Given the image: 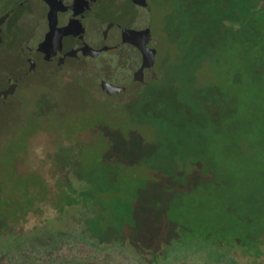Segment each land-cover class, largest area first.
I'll return each instance as SVG.
<instances>
[{"label": "rangeland", "instance_id": "374dc122", "mask_svg": "<svg viewBox=\"0 0 264 264\" xmlns=\"http://www.w3.org/2000/svg\"><path fill=\"white\" fill-rule=\"evenodd\" d=\"M123 1L107 12L134 17ZM149 2L133 24L151 26L156 78L137 98L100 84L131 80L123 50L63 80L29 72L0 102V264H132L127 241L150 260L193 244L214 248L179 263L264 264V0ZM10 7L2 85L10 50L47 29L38 0ZM86 25L97 43L105 23Z\"/></svg>", "mask_w": 264, "mask_h": 264}, {"label": "flooded vegetation", "instance_id": "af4514ba", "mask_svg": "<svg viewBox=\"0 0 264 264\" xmlns=\"http://www.w3.org/2000/svg\"><path fill=\"white\" fill-rule=\"evenodd\" d=\"M43 5L42 17L46 20L47 29L42 31L39 40L33 42L31 45L22 44L21 46H15L9 53L14 54L15 64L18 67L17 71L2 74V79L5 84L0 88V102H5L8 96L13 95L20 79L29 72H38V75H43L46 78H58L63 80L68 73L73 71H79L85 69L91 61L101 58L103 55L119 54L123 50L125 51L126 60H130L129 75L131 80L126 82V86H120L119 91H113L108 93L105 88V93L110 96H125L131 99L137 98L142 87L146 85L150 80H155V71L153 69L154 62L151 66L141 68L142 60L147 58V50L140 51L137 45L131 42L132 30H140L143 28H137L133 24L136 13L133 8L143 7L147 10L149 18L152 16V6L149 0H146L149 7L143 5L144 0H124L133 14H126L116 8L113 11L107 12L108 0H55L60 2V9L57 11V23L56 27L61 28L65 26L70 27V31L67 34L61 36L60 43H57V38L51 45L41 46L45 39L47 32L49 31L47 22V12L49 9L48 3L45 0H38ZM128 7V6H127ZM46 8V10L44 9ZM45 10V11H44ZM7 14L4 18V16ZM11 16L17 17L18 13L15 8H9L0 15V44L2 43V34L5 31L2 27L6 20ZM124 20V22H123ZM97 24L99 22L105 23V26L99 30L96 27L97 43L88 39L87 23ZM150 28L151 26H146ZM82 28V29H78ZM4 30V31H3ZM7 30V29H6ZM44 30V29H43ZM152 36V34H151ZM152 38V37H151ZM151 38L145 43V47L148 49L154 48L151 44ZM87 47L95 50H99L95 54H92ZM7 50L8 48L5 47ZM128 49V50H127ZM27 67V68H26ZM14 74L15 76H12ZM148 77V78H147ZM104 80H101V82ZM106 82V81H105ZM110 84H114L111 81H107ZM101 84V83H100ZM124 88V90H123Z\"/></svg>", "mask_w": 264, "mask_h": 264}, {"label": "water", "instance_id": "95a60500", "mask_svg": "<svg viewBox=\"0 0 264 264\" xmlns=\"http://www.w3.org/2000/svg\"><path fill=\"white\" fill-rule=\"evenodd\" d=\"M45 1L48 3V6H49V9L47 12V22H48L49 31L47 32L44 41L40 43L41 46L51 45L53 41H55V38H57L56 42L60 43L61 36L69 33L70 31L69 26H65L61 28L56 27L57 11L60 9V5H59L60 2H57V1L55 2V0H45ZM143 5L146 7H149V4L147 3L146 0H144ZM6 15L7 14L2 16V18H4ZM78 29H82V28H78ZM131 34H132L131 42L137 45L140 51L143 52L144 50H147V53H148L147 58H144L142 60L141 68L151 66L154 62V55H155L156 50L154 48L148 49L145 47V43L148 42L151 38L150 28L146 27L140 30H132ZM87 48L92 54H95L96 52L99 51V50L92 49L90 47H87ZM101 85L103 88L106 89L108 93H111L114 90L119 91L121 89L120 86H116V85L110 84L105 81H102Z\"/></svg>", "mask_w": 264, "mask_h": 264}, {"label": "trees", "instance_id": "16d2710c", "mask_svg": "<svg viewBox=\"0 0 264 264\" xmlns=\"http://www.w3.org/2000/svg\"><path fill=\"white\" fill-rule=\"evenodd\" d=\"M222 2L220 1L219 5L220 8L222 7ZM264 6H258L257 7V11H259L260 8H262ZM128 240V239H127ZM127 243L128 241L125 243L122 242V246L123 247L121 249V252H123L125 249L128 250L132 255H134L136 258H134L133 260H131L132 264H152L155 262V264H181L186 258H188V254L189 256H192L196 253H200L201 256H205L208 257L210 255V253L213 251L212 249L214 248L213 246L210 245H201L202 247H196L193 246V244H191V247H187L186 245H178V246H170V249L167 250L166 255L164 256V259H162L158 254V250L154 251V255L155 256H151V260L148 259L146 256H141L140 252H137L136 249H132L130 250L129 247H127ZM129 246V245H128ZM117 248H119V245L117 244ZM110 250V249H108ZM120 250V249H119ZM118 250V251H119ZM125 250V251H126ZM99 251V250H98ZM102 251V250H100ZM127 252V253H129ZM184 252V253H183ZM185 255V257H183ZM143 258L140 262L137 263L136 259L137 258ZM166 257V258H165ZM148 259V261H146ZM154 261V262H153ZM89 264L94 263L93 260L88 261ZM152 262V263H151ZM181 262V263H179Z\"/></svg>", "mask_w": 264, "mask_h": 264}]
</instances>
